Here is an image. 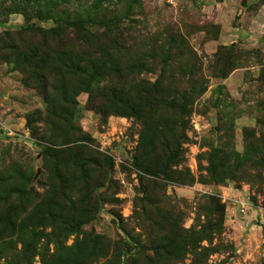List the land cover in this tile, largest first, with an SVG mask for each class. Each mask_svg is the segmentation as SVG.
I'll use <instances>...</instances> for the list:
<instances>
[{
    "label": "rangeland",
    "instance_id": "1",
    "mask_svg": "<svg viewBox=\"0 0 264 264\" xmlns=\"http://www.w3.org/2000/svg\"><path fill=\"white\" fill-rule=\"evenodd\" d=\"M103 2L123 20L108 82L129 99L137 79L202 84L186 140L83 92L53 19L0 13V264H264V3Z\"/></svg>",
    "mask_w": 264,
    "mask_h": 264
},
{
    "label": "trees",
    "instance_id": "2",
    "mask_svg": "<svg viewBox=\"0 0 264 264\" xmlns=\"http://www.w3.org/2000/svg\"><path fill=\"white\" fill-rule=\"evenodd\" d=\"M103 1L105 0H92L89 5L82 7L81 11H76L64 5V3L68 4L69 0H0V13L7 15L21 13L27 21L29 19L37 21L53 19L54 26L46 30L49 40L60 44L64 39L66 40L64 44L70 45L67 40V32H69L73 36V46L78 47L71 49L60 44L66 55H80L82 64L79 73L83 78V92L92 95L93 86L101 84V91L105 95L109 111L120 113L119 111L125 110L128 114L146 123L154 121V125L159 129L173 132L179 130L177 138L171 134L170 138H161V140L164 144L172 146H176L178 142L183 143L186 140L184 128L188 124V121H184V117L188 114V106L192 100L188 94L203 93L204 88L200 89L202 84L193 83L190 80L187 83V85L190 84V88L187 90L183 86L184 83L177 82L175 78L169 80L163 74L152 83L137 79L136 87L133 88L134 93L132 92L134 97L129 99L126 89L108 82L112 75L117 74V71H114L116 67L113 68L111 57L120 49V44L123 45L120 43L123 39L120 30L123 20L113 16L109 17L107 11L110 4H104ZM258 2L264 3V0H258ZM24 29L42 30L40 26L34 24H28ZM170 55L171 50L163 54L162 62L166 69L170 66ZM67 60L72 62L73 58L67 56ZM135 69H137V74H140L145 66L139 63ZM186 73H191V71H182V76H188ZM106 82L110 83V86L103 84ZM179 136L181 138H178ZM167 149L168 146H165V150ZM174 158L175 156L171 154L164 156L167 163ZM133 165L137 173L152 174L145 165L140 164L137 158L134 159ZM159 173L163 175L164 171H159Z\"/></svg>",
    "mask_w": 264,
    "mask_h": 264
},
{
    "label": "built area",
    "instance_id": "3",
    "mask_svg": "<svg viewBox=\"0 0 264 264\" xmlns=\"http://www.w3.org/2000/svg\"><path fill=\"white\" fill-rule=\"evenodd\" d=\"M239 203H240V202H239ZM244 211H245V209H244V205L241 204L240 212H241V213H244Z\"/></svg>",
    "mask_w": 264,
    "mask_h": 264
}]
</instances>
